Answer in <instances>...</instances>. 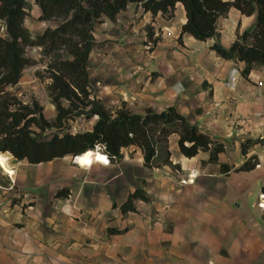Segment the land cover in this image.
I'll list each match as a JSON object with an SVG mask.
<instances>
[{
  "label": "crops",
  "instance_id": "obj_1",
  "mask_svg": "<svg viewBox=\"0 0 264 264\" xmlns=\"http://www.w3.org/2000/svg\"><path fill=\"white\" fill-rule=\"evenodd\" d=\"M102 19L90 53L92 62L97 49L98 69L106 75L98 79L97 96L109 106L126 101L137 112L175 105L225 149L218 161L209 160L208 150L187 156L174 132L168 146L173 164L146 165L134 144L109 164L75 155L32 163L5 152L8 173L17 171L12 178L25 194L44 198L47 206L46 216H27L23 235L10 238L6 251L0 248V264H95L97 257L130 264L264 260V144H252L246 153L241 146L247 138H264V63L244 75V60L212 48L216 40L230 45L253 27L256 14L232 6L207 40L181 36L187 20L181 1L170 18L130 2L115 19ZM149 28L158 36L152 45L146 42ZM252 154L258 155L252 169L221 167L240 165ZM62 187H69V196L56 195ZM136 188L149 199L137 198V210L123 212L120 205ZM110 226L124 230L112 233Z\"/></svg>",
  "mask_w": 264,
  "mask_h": 264
},
{
  "label": "trees",
  "instance_id": "obj_2",
  "mask_svg": "<svg viewBox=\"0 0 264 264\" xmlns=\"http://www.w3.org/2000/svg\"><path fill=\"white\" fill-rule=\"evenodd\" d=\"M178 1L183 2L187 13L181 36L189 32L201 40L217 34L220 16L227 14L232 6L246 14L255 13L252 28L243 30L230 45L216 40L212 48L224 58L244 60V75L264 63V0H36L41 7L40 19H61L55 27L48 26L37 34L25 24L30 7L28 0H0V18L6 25V34H0V151L38 163L65 155L79 156L101 144L111 159L118 161L123 156L122 148L134 144L141 147L146 165L173 164L168 146L169 136L176 132L185 155L208 150L209 160L218 161L225 143L213 140L175 105L162 110L148 106L143 112H137L126 101L111 107L91 89L89 62L96 22L104 14L115 19L130 2L141 4L154 14L161 12L172 17ZM149 30L151 37L153 32ZM28 46H41L42 54L52 57L47 66L52 80L47 87L57 108L54 119L46 116L38 99L24 102L9 88L20 81L26 66L37 62L27 54ZM77 114L87 118L97 115V118L90 129L44 134L49 128H63L66 120ZM257 142L264 144V138L244 140L243 152H248ZM257 163L258 155L252 154L240 165L222 162L221 167L249 170ZM69 192V187H62L56 195L69 196ZM137 198L148 200L149 196L145 189L136 188L120 205L122 211H136ZM108 229L112 233L124 230L116 226Z\"/></svg>",
  "mask_w": 264,
  "mask_h": 264
},
{
  "label": "rangeland",
  "instance_id": "obj_3",
  "mask_svg": "<svg viewBox=\"0 0 264 264\" xmlns=\"http://www.w3.org/2000/svg\"><path fill=\"white\" fill-rule=\"evenodd\" d=\"M30 2L29 13L26 16L25 24H28L31 28H33L35 33H41L43 30L52 26L55 27L60 21V18H50V19H40L41 7L36 2V0H28ZM165 15V14H164ZM166 17H169L165 15ZM170 18V17H169ZM103 19L97 21L94 32L98 31L100 34L102 32L101 27H103ZM150 29V28H149ZM147 32V40L146 42L149 45L155 43V39H157V35L154 36V31H152V36H149V30ZM0 34H6V25L3 19L0 18ZM150 41V42H149ZM32 47V49L28 48ZM27 54L32 55L36 58L37 62L30 64L24 68L23 75L20 81L14 85L9 86L11 90H13L17 96L22 99L24 102H32L33 98L39 100V102L44 107V113L50 119H54L57 114V108L55 104L52 102L51 96L48 91V84L51 82V77H49L50 71L47 68L48 63L51 61L52 57L43 55L41 52V46H28ZM98 47V46H97ZM38 49L39 51H36ZM100 52V49L98 47ZM34 51V52H33ZM36 51V52H35ZM34 53V54H32ZM92 62H89V73L91 78V89L94 94L96 87L100 84L98 79L101 78L104 80L106 77L105 72L102 69H98L99 59L98 52L95 48L93 54ZM65 103H68L64 100ZM122 104V103H121ZM119 105H113L111 107H118ZM143 112V111H142ZM95 121V117L87 118L84 114H77L70 118H68L64 124L63 128H49L44 133L45 135L52 134L55 131L64 132L66 130H70L72 132L78 130H85L91 128ZM97 149V147H95ZM10 154V153H9ZM12 158V157H11ZM75 159V158H74ZM113 162V161H112ZM15 169V168H14ZM17 173L14 172L12 175ZM12 175L6 172L0 166V248L5 251L8 248L7 241L10 238H20L23 235L24 227L23 224H26V217L31 216L36 218L39 216L40 211H42L43 216L45 215L44 210L46 209L47 204L42 202L45 199H40L37 201L36 196H30L25 194L23 187L16 182L15 179L12 178ZM10 186L12 188H10ZM15 187V188H14ZM47 199V198H46ZM38 202V203H37ZM34 205L31 207L30 205ZM25 221V222H24ZM97 257V255L95 256ZM261 258V257H260ZM113 262L114 264H130L124 262V260L120 261L114 258H106L101 260L97 257L95 264H108ZM217 264V263H215ZM218 264H264V260H256V261H225L219 262Z\"/></svg>",
  "mask_w": 264,
  "mask_h": 264
},
{
  "label": "bare ground",
  "instance_id": "obj_4",
  "mask_svg": "<svg viewBox=\"0 0 264 264\" xmlns=\"http://www.w3.org/2000/svg\"><path fill=\"white\" fill-rule=\"evenodd\" d=\"M9 156L10 155L8 153L0 151V164L7 168L5 170L6 172L11 171V169L7 167ZM76 159L83 161V162H90V163L95 161V160L105 162V161H107V156L101 150L94 148L93 150L87 151V152L77 156Z\"/></svg>",
  "mask_w": 264,
  "mask_h": 264
},
{
  "label": "built area",
  "instance_id": "obj_5",
  "mask_svg": "<svg viewBox=\"0 0 264 264\" xmlns=\"http://www.w3.org/2000/svg\"><path fill=\"white\" fill-rule=\"evenodd\" d=\"M236 85H237V79H236V77H232L231 78V86L232 87H235ZM263 116H264V110H263ZM96 147H97V149H99L102 152H104L105 155L107 156V161H105L104 163L109 164L111 161H114V160L111 159L110 155L105 151V148H104L105 146L104 145L97 144ZM74 158L76 159L77 158V155H75ZM261 196H264V192L261 193ZM108 264H114V263L113 262H110Z\"/></svg>",
  "mask_w": 264,
  "mask_h": 264
}]
</instances>
